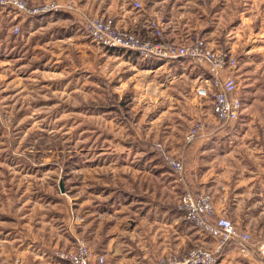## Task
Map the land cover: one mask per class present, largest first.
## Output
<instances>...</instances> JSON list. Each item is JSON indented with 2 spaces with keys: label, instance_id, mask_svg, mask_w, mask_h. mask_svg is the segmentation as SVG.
<instances>
[{
  "label": "rangeland",
  "instance_id": "374dc122",
  "mask_svg": "<svg viewBox=\"0 0 264 264\" xmlns=\"http://www.w3.org/2000/svg\"><path fill=\"white\" fill-rule=\"evenodd\" d=\"M23 1L29 9H60L14 20V13L0 7V264H6L5 254L20 264L13 246L22 235L56 229L69 231L74 243L82 239L75 227L85 222L80 204L87 198L135 187L160 204L163 185L176 181L167 157L177 156L170 151L178 148L185 177L181 195L190 186L186 159L193 144L184 145L185 134L196 120L206 125L199 136L213 121L220 124L210 99L194 93L201 69L186 61L157 66L91 41L85 19L118 0ZM175 1L167 0L168 6ZM249 3L197 0L199 24L212 25L221 41L228 32L223 25L230 21L233 29L240 7ZM183 74L184 82L174 77ZM42 248L49 262L67 263L57 255L62 249ZM168 257L178 259L164 255L154 264Z\"/></svg>",
  "mask_w": 264,
  "mask_h": 264
},
{
  "label": "crops",
  "instance_id": "0c3cea01",
  "mask_svg": "<svg viewBox=\"0 0 264 264\" xmlns=\"http://www.w3.org/2000/svg\"><path fill=\"white\" fill-rule=\"evenodd\" d=\"M133 1L118 0L99 15H109L117 27L150 39L146 22L159 13L168 40L183 44L199 38L214 48H225L238 61L233 94L240 99L241 110L233 122L220 125L213 121L208 132L188 147L187 174L190 190L212 197L216 216L229 219L251 237L246 254L231 252L217 264H264L257 253V246L264 242V0H249L246 7H240L234 28H230V21L223 25L228 32L221 41H217V29L212 25L199 24L197 0H176L174 6H168L167 0H147L140 11L133 9ZM229 36L233 41L227 40ZM203 75L202 70L195 78ZM182 76L174 77L184 82L186 75ZM179 149L170 152L182 156ZM180 187L175 178L163 185L160 204L145 193L135 192V187L122 191V195L114 191L87 198L80 204L84 205L80 210L85 222L75 227V235L104 257L105 264H154L164 255L180 259L192 248L214 250L215 239L185 221L177 209ZM40 228L47 229L44 225ZM72 236L69 231L56 229L22 235L14 241L16 259L20 264H64L49 262L42 247L73 251ZM6 258V264L14 263Z\"/></svg>",
  "mask_w": 264,
  "mask_h": 264
},
{
  "label": "built area",
  "instance_id": "2783aa9c",
  "mask_svg": "<svg viewBox=\"0 0 264 264\" xmlns=\"http://www.w3.org/2000/svg\"><path fill=\"white\" fill-rule=\"evenodd\" d=\"M1 8H8L13 19L20 14H41L60 9L57 4H47L29 9L23 0H0ZM132 7L136 11L143 8L142 0H135ZM87 36L97 45L109 50H121L133 53L142 61H186L198 67L208 76H201L195 87V95L200 99L209 98L213 117L221 125L233 122L241 110L242 103L233 94L235 88L234 74L238 69V61L229 51L214 48L204 40L194 38L188 43L176 44L168 40L164 34V20L154 16L146 22L151 32L150 39L141 38L135 32L118 28L114 19L108 16H91L84 21ZM12 32L18 34L19 27L14 25ZM205 123L196 120L184 136L185 143H192L205 128ZM169 167L174 171L176 181L184 183L182 158L167 157ZM177 201V209L182 211L184 219L194 227L208 233L216 241L213 251L203 248L190 250L187 256L178 260L173 257L163 258L158 264H216L215 255L224 243L231 242L246 254L250 249L251 237L247 232L238 230L234 224L223 216H216L212 197L207 193L193 194L188 186ZM223 200V199H222ZM81 219L79 222H83ZM257 253L264 258V242L257 246ZM68 264H105L104 257L95 254L82 239H75L74 249L57 254Z\"/></svg>",
  "mask_w": 264,
  "mask_h": 264
},
{
  "label": "trees",
  "instance_id": "16d2710c",
  "mask_svg": "<svg viewBox=\"0 0 264 264\" xmlns=\"http://www.w3.org/2000/svg\"><path fill=\"white\" fill-rule=\"evenodd\" d=\"M223 49L226 50L225 48H223ZM175 61H177V60H175ZM151 62L156 63L157 66H158V65H161V64H163V63H165V62H163V61H151ZM194 68H196V69H200V68H198V67H194ZM205 75L208 76L206 72H205ZM192 143H193V142H192ZM192 143H184V145L187 147V146H189V145L192 144ZM192 192H193V194H195V195H198V194H199V193L194 192V191H192ZM234 251H239V247H238L236 244H234V243L227 242V243H224V244L221 246V248L219 249V251H218V253L215 255V257H216V259L220 260V259H221L222 257H224L225 255H227V254H229V253H231V252H234Z\"/></svg>",
  "mask_w": 264,
  "mask_h": 264
},
{
  "label": "water",
  "instance_id": "95a60500",
  "mask_svg": "<svg viewBox=\"0 0 264 264\" xmlns=\"http://www.w3.org/2000/svg\"><path fill=\"white\" fill-rule=\"evenodd\" d=\"M60 190H61V192H63V186H62V183H60Z\"/></svg>",
  "mask_w": 264,
  "mask_h": 264
}]
</instances>
